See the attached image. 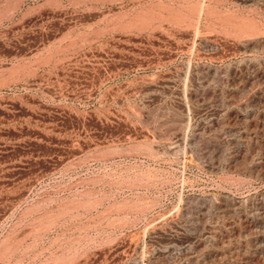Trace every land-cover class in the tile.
<instances>
[{"label": "rangeland", "instance_id": "obj_1", "mask_svg": "<svg viewBox=\"0 0 264 264\" xmlns=\"http://www.w3.org/2000/svg\"><path fill=\"white\" fill-rule=\"evenodd\" d=\"M0 264H264V0H0Z\"/></svg>", "mask_w": 264, "mask_h": 264}]
</instances>
